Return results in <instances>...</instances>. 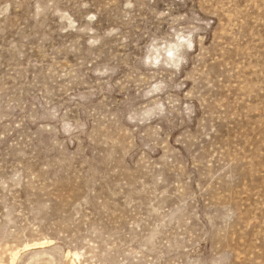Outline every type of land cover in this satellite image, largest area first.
<instances>
[{
	"label": "rangeland",
	"instance_id": "374dc122",
	"mask_svg": "<svg viewBox=\"0 0 264 264\" xmlns=\"http://www.w3.org/2000/svg\"><path fill=\"white\" fill-rule=\"evenodd\" d=\"M0 264H264V0H0Z\"/></svg>",
	"mask_w": 264,
	"mask_h": 264
},
{
	"label": "clouds",
	"instance_id": "9594fccd",
	"mask_svg": "<svg viewBox=\"0 0 264 264\" xmlns=\"http://www.w3.org/2000/svg\"><path fill=\"white\" fill-rule=\"evenodd\" d=\"M168 55L171 57V56H172V52H171V51H169V52H168Z\"/></svg>",
	"mask_w": 264,
	"mask_h": 264
},
{
	"label": "bare ground",
	"instance_id": "6f19581e",
	"mask_svg": "<svg viewBox=\"0 0 264 264\" xmlns=\"http://www.w3.org/2000/svg\"><path fill=\"white\" fill-rule=\"evenodd\" d=\"M172 52V51H171Z\"/></svg>",
	"mask_w": 264,
	"mask_h": 264
}]
</instances>
